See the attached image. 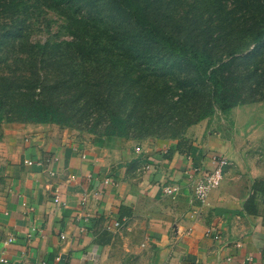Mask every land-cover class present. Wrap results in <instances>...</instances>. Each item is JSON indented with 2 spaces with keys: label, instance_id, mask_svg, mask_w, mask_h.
Returning a JSON list of instances; mask_svg holds the SVG:
<instances>
[{
  "label": "trees",
  "instance_id": "obj_1",
  "mask_svg": "<svg viewBox=\"0 0 264 264\" xmlns=\"http://www.w3.org/2000/svg\"><path fill=\"white\" fill-rule=\"evenodd\" d=\"M261 101L264 0H0V125L180 140ZM250 190L264 219V180Z\"/></svg>",
  "mask_w": 264,
  "mask_h": 264
},
{
  "label": "crops",
  "instance_id": "obj_2",
  "mask_svg": "<svg viewBox=\"0 0 264 264\" xmlns=\"http://www.w3.org/2000/svg\"><path fill=\"white\" fill-rule=\"evenodd\" d=\"M214 123L204 119L167 140L3 122L0 257L7 264H264L262 211H242L263 168ZM215 155L227 159L223 177L201 202L193 184ZM165 186L177 191L165 194Z\"/></svg>",
  "mask_w": 264,
  "mask_h": 264
},
{
  "label": "rangeland",
  "instance_id": "obj_3",
  "mask_svg": "<svg viewBox=\"0 0 264 264\" xmlns=\"http://www.w3.org/2000/svg\"><path fill=\"white\" fill-rule=\"evenodd\" d=\"M48 13L53 20L52 30H57L60 20H57L55 13ZM227 114L225 117L227 116L228 120L223 122H220L221 118L218 117L224 116L217 114L213 117L215 118L214 129L220 132L225 131L228 137L232 136L234 142L240 146V152L253 159V162L260 165L264 172V101L232 108Z\"/></svg>",
  "mask_w": 264,
  "mask_h": 264
},
{
  "label": "built area",
  "instance_id": "obj_4",
  "mask_svg": "<svg viewBox=\"0 0 264 264\" xmlns=\"http://www.w3.org/2000/svg\"><path fill=\"white\" fill-rule=\"evenodd\" d=\"M26 164H31L32 161L30 160H24ZM227 163V159L222 155H215L211 158V164L212 168L211 171L207 172L203 176L197 178L193 184V193L195 197L201 201L205 202L208 193L211 189L217 187L223 177V167ZM53 174V172H50ZM165 194L172 195L177 191L176 186H165L163 189ZM54 202H59V196L58 194H55L54 196ZM114 226H118V222L115 223ZM64 237V236H62ZM219 236L216 234L214 235V238H218ZM13 237L9 236L6 239L7 243L12 242ZM239 245V244H237ZM0 263L7 264L8 260L5 257H0Z\"/></svg>",
  "mask_w": 264,
  "mask_h": 264
}]
</instances>
